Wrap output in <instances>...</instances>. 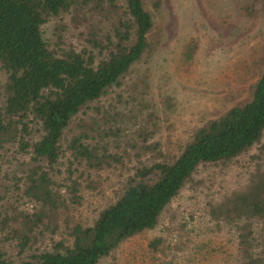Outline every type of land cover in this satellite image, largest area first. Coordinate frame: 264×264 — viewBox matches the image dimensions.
I'll list each match as a JSON object with an SVG mask.
<instances>
[{
  "label": "trees",
  "instance_id": "16d2710c",
  "mask_svg": "<svg viewBox=\"0 0 264 264\" xmlns=\"http://www.w3.org/2000/svg\"><path fill=\"white\" fill-rule=\"evenodd\" d=\"M258 1L264 11V0ZM71 10L76 26L92 12L111 18L112 31L100 36L93 28L81 49L50 48L43 25L50 16ZM152 26L142 0H124L123 5L117 0H0V70L7 79L0 93V264H10L9 243L22 264H99L122 241L153 229L199 165L231 160L261 143L264 71L249 101L198 127L173 160L137 167L127 187L92 224H67L64 234L41 247L46 233L62 231L59 211L82 202L83 180L73 164L81 163L89 173L113 158L105 147L87 142L86 135L74 136L66 147L73 161L60 184L54 175L64 156L65 130L82 107L118 85L141 59ZM147 141L145 135L144 151L160 153L157 142ZM24 159L25 168L10 177L6 167ZM252 176L244 190L213 212L237 228L242 264L261 261L253 223L264 220V169ZM158 244V239L150 243L154 249Z\"/></svg>",
  "mask_w": 264,
  "mask_h": 264
},
{
  "label": "rangeland",
  "instance_id": "374dc122",
  "mask_svg": "<svg viewBox=\"0 0 264 264\" xmlns=\"http://www.w3.org/2000/svg\"><path fill=\"white\" fill-rule=\"evenodd\" d=\"M151 14L149 47L141 59L98 100L81 108L61 139L64 156L54 179L65 183L69 141L79 134L106 148L109 158L101 169L81 175L79 206L59 211L62 231L46 233L41 247L59 238L65 226L90 225L127 187L135 169L153 160H173L194 131L229 108L246 103L264 71V11L258 0H142ZM124 0H117L123 5ZM94 3V2H93ZM72 10L50 16L43 38L54 50L81 49L87 34L111 32V18L87 12L76 26ZM0 70V93L6 82ZM0 95V101L1 97ZM145 133V134H144ZM157 142L153 156L141 147ZM264 132L261 143L231 159L201 164L179 194L161 213L157 225L122 241L99 264H242L238 230L216 217L220 203L244 190L252 175L264 169ZM7 166L10 177L20 174L28 159ZM23 162V163H22ZM215 212V213H213ZM255 250L264 264V220L253 223ZM158 239L157 249L150 243ZM13 242V241H12ZM13 243L7 260L22 264Z\"/></svg>",
  "mask_w": 264,
  "mask_h": 264
}]
</instances>
